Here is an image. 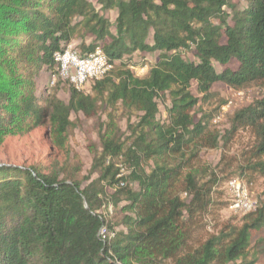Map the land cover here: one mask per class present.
Returning <instances> with one entry per match:
<instances>
[{
  "label": "trees",
  "instance_id": "obj_1",
  "mask_svg": "<svg viewBox=\"0 0 264 264\" xmlns=\"http://www.w3.org/2000/svg\"><path fill=\"white\" fill-rule=\"evenodd\" d=\"M98 2L117 10L114 21L91 0H0V138L46 125L62 148L72 114L93 116L99 102L139 117L129 146L116 140L110 122L94 161L100 176L88 184L37 166L0 165V264H255L247 258L264 228V199L240 223H221L220 188L234 162L218 172L201 153L249 130L254 142L236 158L237 171L250 184L264 176V94L220 132L209 116L197 119L201 98L192 84L203 98L219 82L264 90V0ZM80 34L94 36L86 52L103 43L113 67L90 92L70 84L67 103L58 87L38 93L36 78L56 73L54 54ZM138 51L155 55L145 76L125 61ZM162 99L170 101L163 119ZM121 156L127 177L117 176L115 161L106 164ZM121 203V221L100 211ZM103 227L114 236L103 238Z\"/></svg>",
  "mask_w": 264,
  "mask_h": 264
},
{
  "label": "rangeland",
  "instance_id": "obj_2",
  "mask_svg": "<svg viewBox=\"0 0 264 264\" xmlns=\"http://www.w3.org/2000/svg\"><path fill=\"white\" fill-rule=\"evenodd\" d=\"M91 1L94 2L101 15L107 16L112 21L116 19L117 10H105L98 0ZM234 1L243 2V0ZM93 40L94 36L80 34L74 37L70 43L82 53H87V48ZM98 45L103 46V43H98L96 46ZM125 61L136 75L145 76L154 65L155 55L146 54L143 57L138 51L133 54L132 59L126 57ZM56 73L43 71L36 78L38 93L41 89H47L46 95H48L49 92L58 87V97L67 103L70 99V84L62 79L53 83L52 76ZM192 90L201 98L196 108L197 119L203 115L209 116L211 126L220 132H228L232 128V118L237 110L248 106L264 94V90L256 86L236 90L222 82L216 83L205 98L197 90L195 81L192 84ZM84 91L90 92L88 88ZM238 91H243L244 95L237 93ZM169 104L170 101L167 99L160 100L159 117L161 119L166 116V107ZM71 119L72 125L68 132V139L62 148L57 147L52 142L46 125H41L25 134L13 133L0 138V165L37 166L45 172L60 171L62 176L72 174L79 179L87 177L88 179L84 184H88L100 176V168L94 167V161L102 154V134L109 129L112 124L110 122H114L116 140L129 146L134 139L131 125L138 122L139 117L137 113L127 110L120 104L112 107L106 102H99L95 115L87 116L84 113H73ZM253 142L254 137L251 131L240 130L227 144L222 142L217 149L203 150L201 153L202 163L215 167L220 172L225 165L232 161L234 165L230 170L229 178L242 177L237 171L236 158H239L240 153L251 146ZM113 161L120 169V174L117 176L127 177L130 174L131 169L124 162V157L108 158L106 164ZM242 178L259 200L264 199V176H258L251 184L247 182V179ZM227 182L228 180L220 188L223 191L221 195L223 204L219 206L217 215L221 223H240L244 213L235 212L230 208ZM102 184L106 186L109 192L113 191V188L108 186L105 181ZM123 205L124 203L117 206L104 204L100 211L104 212L109 219L114 218V221H121L125 215V211L122 210ZM207 219L209 232L216 231L212 216L208 215ZM116 228L119 230L123 226L120 225ZM247 259L254 260L255 264H264V228L253 235ZM241 261L239 260L238 263Z\"/></svg>",
  "mask_w": 264,
  "mask_h": 264
},
{
  "label": "built area",
  "instance_id": "obj_3",
  "mask_svg": "<svg viewBox=\"0 0 264 264\" xmlns=\"http://www.w3.org/2000/svg\"><path fill=\"white\" fill-rule=\"evenodd\" d=\"M59 70L53 74V83L62 79L75 86L78 90H91L96 80L103 78L113 67L103 46H96L87 53L77 50L71 43L63 50L54 54ZM237 93L244 95L243 91ZM227 191L230 196V208L239 213L255 211L260 206V200L251 192L248 184L242 177H233L227 182ZM103 238L114 236L113 232L103 227L100 231Z\"/></svg>",
  "mask_w": 264,
  "mask_h": 264
}]
</instances>
